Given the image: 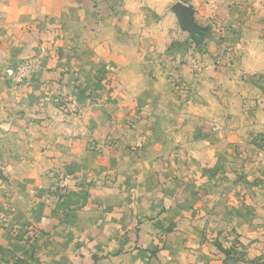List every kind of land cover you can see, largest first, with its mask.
Returning <instances> with one entry per match:
<instances>
[{"label": "crops", "instance_id": "obj_1", "mask_svg": "<svg viewBox=\"0 0 264 264\" xmlns=\"http://www.w3.org/2000/svg\"><path fill=\"white\" fill-rule=\"evenodd\" d=\"M109 1L116 13L106 17L102 0H0V35L5 40L14 36L19 42H29L33 36H46L48 28L55 26L75 27L81 30L78 37L86 36L85 29L93 30L99 44L116 47L106 51L97 43L94 51L112 57V67L123 72L115 84L119 90L105 109L107 116L99 117L92 150H85L72 177H67L70 182L64 198L48 192L38 208L37 225L51 233L45 239L47 249L41 253L47 259L45 264H199L202 259L220 263L223 259L207 254L209 242L195 233L215 220L223 227L230 218L232 209L214 187L215 180H226L230 171L237 170L235 166H242L247 148L264 144V98L257 99L256 86L237 78L264 74V0H245L223 10L214 3L195 1L197 8L201 4L208 11L212 8L207 16L210 24L205 26L207 51L217 50L218 35L227 37L224 45L229 44L232 58L237 59L222 72V67L215 68L213 56L212 60L207 56L212 78L205 83L213 90H206L205 99L210 104L199 103L193 87L197 81L190 73L184 79L180 76L181 82H191L190 94L179 99L167 92L165 74L157 79L150 74L157 70L155 65L124 63L131 60L133 51L117 49L118 32L124 28L128 32L136 17L122 8L124 14L118 15L123 0ZM201 15L196 9L197 21ZM44 28L47 31L41 30ZM126 40L133 43L131 35ZM251 50L253 57L246 53ZM81 57L83 60L85 55L67 58L76 63H65L62 55L47 60L29 90L31 101L47 100L49 104L62 90L69 92L74 80H60L59 75L68 77L65 69L70 66L76 73L73 77H81L82 67L87 66L80 63ZM164 64L160 69L164 70ZM173 66L176 74L187 73L188 67ZM49 85L56 91L53 95L45 92ZM170 101L173 107L166 106ZM246 101L254 107L249 108ZM212 120L219 129L213 134ZM252 162L248 159L247 165ZM223 165H231L229 172L222 171ZM217 172L221 177L214 176ZM221 190H225L223 185Z\"/></svg>", "mask_w": 264, "mask_h": 264}, {"label": "rangeland", "instance_id": "obj_2", "mask_svg": "<svg viewBox=\"0 0 264 264\" xmlns=\"http://www.w3.org/2000/svg\"><path fill=\"white\" fill-rule=\"evenodd\" d=\"M102 1L106 17L116 13L112 11L115 10L114 4L111 8L109 0ZM195 1L208 5L214 3L216 9L223 10L229 4L239 5L245 0H123V4H118V15L124 14L122 8L135 13L136 18L134 21L131 19L128 32L126 28L118 32L120 41L117 49L127 52L132 49L133 57L130 54L131 60L124 63L155 65L157 70L150 74L154 79L165 74L169 81L167 92L175 98L189 96L191 82H181L180 76L190 73L191 78L197 81L193 87L199 103L210 104L205 95L209 93L207 89L210 91L213 88L205 80L212 78L209 72L211 65L206 63L213 56L215 68L222 67V72H226L237 59L232 58L229 44L224 45L227 37L218 35L217 50L212 53L207 51L205 26L210 24L207 16L212 8L208 11V7L202 4L197 8ZM178 6L194 11L197 33L181 24L177 15ZM196 9L202 13L199 21L195 18ZM73 28H48L51 36L47 33L44 37L33 36L29 42H19V38L15 40L14 36L5 40L0 35V264L46 263L47 259L41 253L47 249L45 239L51 233L37 225L35 217L40 216L38 208L45 202L48 192L59 199L64 198L59 195L65 196L68 188L62 191L59 183L72 177L71 171L78 167L85 150H92L91 146L97 138V124L101 123L99 117L107 116L105 109L111 103L110 97L119 90L115 84L123 75L122 69L112 67V57H101L97 50L94 51L99 42L94 40L93 30L85 29L82 33L86 36L78 37L81 30ZM41 30L47 31V28ZM130 35L133 43H127V36ZM112 45L105 43L98 46H103L106 51L110 47L116 49ZM246 53L253 57L252 50ZM79 54L85 55L80 63L87 65L85 70L81 66V77L74 78L75 70L70 66L65 69L68 77L64 73L59 75L60 80L76 81L72 82L69 92L62 90L57 98L48 100L49 104L47 100L31 101L29 90L37 82L36 77L45 70L47 60L62 55L67 60L65 63H76L71 60ZM69 57L71 60L67 59ZM161 63H166L164 70L159 67ZM173 63L188 67L185 70L187 73L176 74L177 67ZM184 66L179 67L182 69ZM241 77L259 90L257 99L264 98V74L239 75V81ZM81 80L84 83L79 86ZM45 92L53 95L56 91L49 85ZM170 102H165L167 107L174 106ZM217 102L220 103L219 100ZM248 102L244 104L248 106ZM248 107L252 109L254 103ZM216 123L214 120L210 123L212 134L219 130ZM246 155L245 163L235 166L237 170L229 172L231 165H223L222 171H228L229 175L222 182L216 179L214 184L221 198L230 204L232 216L225 219L224 214L223 227L219 220H215L207 224V229L195 233L198 239L209 242L207 254L210 252L223 260L214 263L216 261L202 259L199 264H264V144L251 150L247 148ZM248 159L253 161L250 165H247ZM214 176L221 177L218 172ZM208 216L206 214L205 219Z\"/></svg>", "mask_w": 264, "mask_h": 264}, {"label": "water", "instance_id": "obj_3", "mask_svg": "<svg viewBox=\"0 0 264 264\" xmlns=\"http://www.w3.org/2000/svg\"><path fill=\"white\" fill-rule=\"evenodd\" d=\"M178 17L181 21V24L184 26L185 29L192 31V32H198V28L195 26L194 23V11L191 8H187L184 6H178Z\"/></svg>", "mask_w": 264, "mask_h": 264}, {"label": "built area", "instance_id": "obj_4", "mask_svg": "<svg viewBox=\"0 0 264 264\" xmlns=\"http://www.w3.org/2000/svg\"><path fill=\"white\" fill-rule=\"evenodd\" d=\"M69 180L66 179L64 181H61V183H59V188L62 190V191H65L67 188H68V184H69Z\"/></svg>", "mask_w": 264, "mask_h": 264}, {"label": "trees", "instance_id": "obj_5", "mask_svg": "<svg viewBox=\"0 0 264 264\" xmlns=\"http://www.w3.org/2000/svg\"><path fill=\"white\" fill-rule=\"evenodd\" d=\"M57 196V195H56ZM60 197H64L63 195H59Z\"/></svg>", "mask_w": 264, "mask_h": 264}]
</instances>
